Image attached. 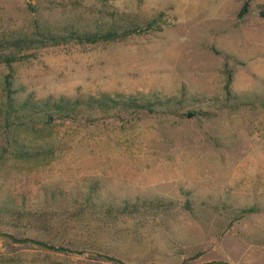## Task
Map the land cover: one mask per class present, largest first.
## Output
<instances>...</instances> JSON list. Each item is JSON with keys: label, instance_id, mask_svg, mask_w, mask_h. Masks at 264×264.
<instances>
[{"label": "rangeland", "instance_id": "374dc122", "mask_svg": "<svg viewBox=\"0 0 264 264\" xmlns=\"http://www.w3.org/2000/svg\"><path fill=\"white\" fill-rule=\"evenodd\" d=\"M1 103L0 264H264V0H0Z\"/></svg>", "mask_w": 264, "mask_h": 264}, {"label": "trees", "instance_id": "16d2710c", "mask_svg": "<svg viewBox=\"0 0 264 264\" xmlns=\"http://www.w3.org/2000/svg\"><path fill=\"white\" fill-rule=\"evenodd\" d=\"M131 25V28H126L124 30V32H129L131 30H134V28H136V24L129 22ZM156 24V20L152 19L149 20L146 23V28H152L153 25ZM115 21L108 27V29H106L104 32H102L105 28H99L97 30V32L88 34V33H78L79 37H90V36H97L103 40H112L115 39L116 37H118L119 35L117 34L118 29L115 26ZM75 34H77V32H74ZM107 102H109L110 104L114 105L116 103H119V107H121L122 109L125 110H129L132 109L134 111H139V110H143V109H148L151 106H153L152 103H143L141 101H139L138 99L135 98H128V99H123L122 101H115L113 99H110L109 97H103V99L101 100H95L92 99V101L87 102V106L89 107H96V108H106V107H111L112 105H107ZM21 107H23L22 109L27 110L29 108V105L31 106L32 109H35V114L37 113V110L42 111L43 112V120L46 121H50L51 118L53 117V114L56 112H60L62 111L63 113H61V117H63V115L65 114L66 117L68 116V114L72 111V104H74L73 102L66 100L64 98H59L58 100H49L46 99L44 101H37V102H32L30 100L28 101H23L20 103ZM76 105V104H75ZM3 103L0 104V108H2ZM5 106V110H10L13 106L11 105L10 101L7 100L4 103ZM5 124L8 129L6 136L7 138H9V140L11 141L10 144V149L9 150H3L0 154V159H2V154L3 152H5L8 156L15 158L16 160L19 161H27V160H38V159H42L44 157H48L52 154V150H49V148H46L45 146H43L41 143L40 144H34L33 147H28V142L29 139L26 136V132H39L37 130L36 127H34L33 125H10L9 124V119L5 118L4 119ZM42 129L41 131H46L47 128L50 125H41ZM6 129V128H5ZM40 142V141H39ZM161 204V203H160ZM160 206V205H159ZM138 205L137 203H132L130 204L129 202L125 201L121 204V206L118 208H110L108 207L107 209H105V214L106 216H108L107 220L110 222H114L117 220V218L122 217V216H128L131 214H134L136 212V210ZM141 207V206H140ZM114 209V210H113ZM113 213L112 216H109ZM112 224V223H110ZM39 245L43 246V247H47L51 250H63V248L61 247H55V246H47L45 243L42 242H37ZM108 259H110V257H108Z\"/></svg>", "mask_w": 264, "mask_h": 264}]
</instances>
